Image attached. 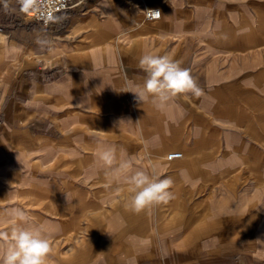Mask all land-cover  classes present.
Masks as SVG:
<instances>
[{"label":"crops","instance_id":"crops-1","mask_svg":"<svg viewBox=\"0 0 264 264\" xmlns=\"http://www.w3.org/2000/svg\"><path fill=\"white\" fill-rule=\"evenodd\" d=\"M15 2L0 23V220L19 206L53 229L51 264H264V0H79L47 29ZM149 52L202 94L139 102ZM101 142L171 177L175 199L134 211L96 163Z\"/></svg>","mask_w":264,"mask_h":264},{"label":"clouds","instance_id":"clouds-1","mask_svg":"<svg viewBox=\"0 0 264 264\" xmlns=\"http://www.w3.org/2000/svg\"><path fill=\"white\" fill-rule=\"evenodd\" d=\"M17 3L23 13L37 10V0H17ZM0 4L9 11V0H0ZM155 13L159 15V12ZM139 67L146 73L144 83L129 92L141 103L150 101L157 110L167 111L181 94H202L190 69L182 67L170 55L145 53L139 60ZM96 152V163L104 170L109 182L127 185L131 193L129 206L134 211L150 210L175 199L171 177L161 178L155 172L136 168L134 159L124 158L123 149L118 150L116 145L101 142ZM185 175V170H181V176ZM198 182L193 181V184ZM6 217L0 220V264H51L54 230L35 223L19 206L8 208ZM5 224L8 225L6 229Z\"/></svg>","mask_w":264,"mask_h":264},{"label":"built area","instance_id":"built-area-1","mask_svg":"<svg viewBox=\"0 0 264 264\" xmlns=\"http://www.w3.org/2000/svg\"><path fill=\"white\" fill-rule=\"evenodd\" d=\"M17 1V0H16ZM79 0H37V10L23 13L30 21L41 24L43 28H48L57 19L58 16L72 8V4ZM152 13H149V12ZM155 12H159L157 15ZM161 17L159 9H147L145 18L148 21L158 20ZM182 157L180 152H172L167 158L168 160L179 159Z\"/></svg>","mask_w":264,"mask_h":264},{"label":"rangeland","instance_id":"rangeland-1","mask_svg":"<svg viewBox=\"0 0 264 264\" xmlns=\"http://www.w3.org/2000/svg\"><path fill=\"white\" fill-rule=\"evenodd\" d=\"M12 1V3L14 4V5H16V2H15V0H11ZM16 7H18V6H16ZM3 8V7H2ZM4 9V8H3ZM18 9V11L21 13V18H22V20H21V22H23V21H25V19H27V21H29V22H33V21H30L28 18H26L25 17V15L19 10V8H17ZM5 11V10H4ZM5 13L7 14V18L9 17V19H12V17L10 16V12L9 11H5ZM9 15V16H8ZM15 18H16V16H14ZM33 23H35V24H37V25H39L40 27H42L41 26V24H39V23H36V22H33ZM19 24V23H18ZM43 28V27H42ZM49 28V27H48ZM43 29H47V28H43Z\"/></svg>","mask_w":264,"mask_h":264},{"label":"trees","instance_id":"trees-1","mask_svg":"<svg viewBox=\"0 0 264 264\" xmlns=\"http://www.w3.org/2000/svg\"><path fill=\"white\" fill-rule=\"evenodd\" d=\"M1 10L2 8L0 7V23L6 24L5 21H7V16L1 13Z\"/></svg>","mask_w":264,"mask_h":264}]
</instances>
